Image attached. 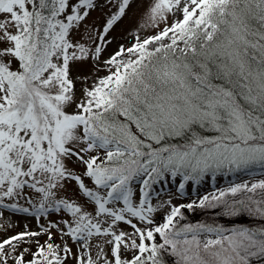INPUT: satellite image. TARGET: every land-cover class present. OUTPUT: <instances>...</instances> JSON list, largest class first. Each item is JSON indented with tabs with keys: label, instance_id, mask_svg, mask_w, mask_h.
I'll use <instances>...</instances> for the list:
<instances>
[{
	"label": "snow or ice",
	"instance_id": "snow-or-ice-1",
	"mask_svg": "<svg viewBox=\"0 0 264 264\" xmlns=\"http://www.w3.org/2000/svg\"><path fill=\"white\" fill-rule=\"evenodd\" d=\"M132 3L0 0V209L71 214L65 227L50 222L0 239V264L264 260V178L153 204L177 178L184 195L223 172L264 170V0H154L141 27L155 34H137L103 59L106 37ZM101 7L115 10L100 30L87 26ZM89 65L107 75L92 78ZM68 181L90 210L55 199ZM29 193L39 196L32 208L18 203L31 202ZM197 209H220L232 223L184 222ZM52 228L78 251L56 243Z\"/></svg>",
	"mask_w": 264,
	"mask_h": 264
},
{
	"label": "rangeland",
	"instance_id": "rangeland-1",
	"mask_svg": "<svg viewBox=\"0 0 264 264\" xmlns=\"http://www.w3.org/2000/svg\"><path fill=\"white\" fill-rule=\"evenodd\" d=\"M154 0H133L130 8L127 10L126 15L110 30L106 39L110 40L111 43L108 44L105 48L102 58L106 59L110 53H112L119 45L123 44L125 46H131L134 42L135 36L138 34L141 39L148 35L155 34L158 29H154L152 27H141L143 23L146 21V13L150 4H152ZM101 5L104 4V0H99ZM110 7H101L97 8L96 10L90 13V16L85 21V24L89 27L94 26L97 30H100L105 22L106 16L110 11H114ZM173 17L169 15L168 22L171 23ZM163 27V24L160 25ZM80 33H75L74 38H79ZM104 68H100L99 71L92 68L91 65L88 67V74L92 77L95 73L96 76H104L102 72ZM105 72H107L104 69ZM73 77L79 74V70L74 68L73 69ZM77 95H80V82H77ZM77 174L83 171L82 167L79 165L70 164ZM218 176V175H217ZM264 178V170H257L256 172L252 170L242 171L241 174L236 177V179L230 183L227 182L225 179V174L222 173L216 179H208L206 178V185L200 187H196L190 183V188L185 190V194L181 195L178 189V181L172 182L170 187L166 185L162 190L159 192V197L153 198V204H156L158 200H168L171 198L173 204H180V203H187L190 199L196 198L198 196H202L204 194H208L214 192L216 189L225 188L231 183H239L244 180H254V179H262ZM219 180V181H218ZM230 180V179H229ZM85 183L89 187H94L91 180L85 178ZM218 183V184H217ZM134 188L138 189L139 184L137 183L134 185ZM32 195V200L29 202L26 199L21 198L18 203L23 207L32 208L39 203V196L29 193ZM139 195L137 191V196ZM67 198L69 200H75L82 206H86L89 210L91 209L92 205L90 202L87 201V198L83 195L82 191L78 189V186L75 181H68L65 183L63 189L56 191L55 199ZM117 206H122V201L119 202ZM3 215L0 216V239L7 238L8 236L14 235L16 233L22 232L27 227L30 231H40V225H47L48 223H59L61 227H65L63 225V220L71 219V214L67 213L64 210L61 211H54L49 209V212L37 218L31 212L23 213V212H12L11 210H3ZM166 211V209L164 210ZM220 209H197L194 212H185L186 214V221L184 222H204V223H232L231 221H227L225 217L222 215H218ZM163 218V211L157 212L155 214V219L159 222L162 221ZM240 223H249V221L245 217H241L238 221ZM122 228L125 230L130 231V229L126 225H121ZM51 232L53 233V238H55L56 243H62L72 248L73 253L78 251L77 242L71 240L67 236H62L57 229L52 228ZM40 241H45L48 239L47 235H41L38 238ZM96 243V238L93 239V244ZM96 249L92 248V254L95 256ZM166 260H169L171 264V258L165 257ZM74 260V259H73ZM11 261H9V264ZM254 264H264V260L255 261Z\"/></svg>",
	"mask_w": 264,
	"mask_h": 264
},
{
	"label": "trees",
	"instance_id": "trees-1",
	"mask_svg": "<svg viewBox=\"0 0 264 264\" xmlns=\"http://www.w3.org/2000/svg\"><path fill=\"white\" fill-rule=\"evenodd\" d=\"M103 73H104V75H107V72H105L104 71V69H103V71H102ZM96 77V75H95V73L92 75V78H95ZM89 82H91V80L89 81ZM77 86V85H76ZM257 170H261L259 167H256V168H254L253 169V171L254 172H256ZM224 174H225V177L227 178V177H230V176H233V177H238L240 174H241V172H235V173H228V172H223ZM221 174V176H222V173H220ZM220 174H217L218 176H216V178H218L219 177V175ZM228 175V176H227ZM215 178V179H216ZM178 179L179 178H177V180L176 181H178ZM207 180H208V178H207ZM235 179H232V180H229L228 178H227V182L228 183H230V182H232V181H234ZM219 181V180H218ZM91 183H92V181H91ZM206 183V179L204 180V181H202L199 185H196V187H198V186H200V187H202V186H204V185H206L205 184ZM172 183H165V185L167 186V187H170V185H171ZM218 184V183H217ZM136 185V184H135ZM164 185V186H165ZM95 187V186H94ZM157 188H159V186H157ZM164 188V187H163ZM189 189L190 188V184L186 187V189ZM53 240L55 241V238H53ZM41 243H44V241H40ZM31 249H32V251H35L36 250V246L34 245V244H32L31 245ZM22 250V249H21ZM26 259H31V256L30 255H26ZM11 261V260H10ZM11 264V263H10ZM67 264H76V261L75 260H73V259H71V258H69L68 259V261H67Z\"/></svg>",
	"mask_w": 264,
	"mask_h": 264
}]
</instances>
